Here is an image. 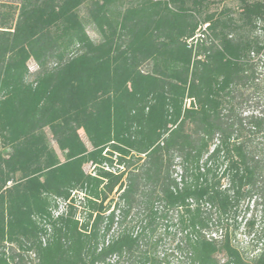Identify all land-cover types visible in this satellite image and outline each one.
Segmentation results:
<instances>
[{"label": "trees", "instance_id": "1", "mask_svg": "<svg viewBox=\"0 0 264 264\" xmlns=\"http://www.w3.org/2000/svg\"><path fill=\"white\" fill-rule=\"evenodd\" d=\"M222 1L0 3V264H264V0Z\"/></svg>", "mask_w": 264, "mask_h": 264}, {"label": "rangeland", "instance_id": "2", "mask_svg": "<svg viewBox=\"0 0 264 264\" xmlns=\"http://www.w3.org/2000/svg\"><path fill=\"white\" fill-rule=\"evenodd\" d=\"M215 1H219V0H215ZM19 2V0H0V3H6V4H10V5H15ZM237 5V2L236 0H223L222 2H219L217 3V6L218 8H222L223 6L225 7H236ZM214 9V8H213ZM87 32H88V35L92 38V39H95L96 38V35L95 33L92 31L91 28H88L87 29ZM28 67L31 71H34L35 69V64L33 63V61H30L28 63ZM80 135L82 136V138L84 139L82 133H80ZM58 155L59 157L61 158V155L59 154L58 152ZM86 170H89V166H86L85 167ZM156 237H162V242H161V246L159 248V251L160 252H170L171 249H172V237H163V228H159L156 232ZM241 239H243V237L241 236ZM182 256H179V254H176L174 253V256L172 257V264H179L180 261L182 260Z\"/></svg>", "mask_w": 264, "mask_h": 264}]
</instances>
